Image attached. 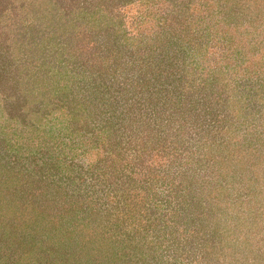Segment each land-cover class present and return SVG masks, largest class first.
Instances as JSON below:
<instances>
[{
  "label": "rangeland",
  "instance_id": "obj_1",
  "mask_svg": "<svg viewBox=\"0 0 264 264\" xmlns=\"http://www.w3.org/2000/svg\"><path fill=\"white\" fill-rule=\"evenodd\" d=\"M0 264H264V0H0Z\"/></svg>",
  "mask_w": 264,
  "mask_h": 264
},
{
  "label": "trees",
  "instance_id": "obj_2",
  "mask_svg": "<svg viewBox=\"0 0 264 264\" xmlns=\"http://www.w3.org/2000/svg\"><path fill=\"white\" fill-rule=\"evenodd\" d=\"M33 3V2H32ZM172 3L173 4H175L173 1H172ZM35 4H38V2H36ZM39 9H40V11H42V9H41V7H40V5H39V7H38ZM46 13H48V11H45ZM49 12H50V10H49ZM60 22H57L56 23V30H57V26H58V24H59ZM176 41H178V39L176 40ZM187 53V52H186ZM150 58H152V55H150L149 56ZM169 59H167L166 58V56H162V61H161V64L159 65L160 66V71H166L167 73H169L171 70V67H179V64H176V65H174V62H172V61H168ZM174 74V73H173ZM181 88H183V87H181Z\"/></svg>",
  "mask_w": 264,
  "mask_h": 264
}]
</instances>
